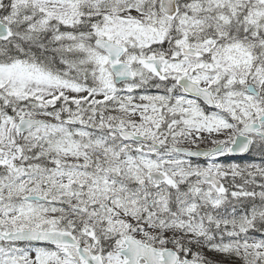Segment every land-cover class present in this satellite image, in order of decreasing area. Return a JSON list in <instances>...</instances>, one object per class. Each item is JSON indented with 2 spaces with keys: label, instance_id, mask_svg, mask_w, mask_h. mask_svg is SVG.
I'll list each match as a JSON object with an SVG mask.
<instances>
[{
  "label": "snow or ice",
  "instance_id": "6c2138e0",
  "mask_svg": "<svg viewBox=\"0 0 264 264\" xmlns=\"http://www.w3.org/2000/svg\"><path fill=\"white\" fill-rule=\"evenodd\" d=\"M0 264H264V0H0Z\"/></svg>",
  "mask_w": 264,
  "mask_h": 264
}]
</instances>
